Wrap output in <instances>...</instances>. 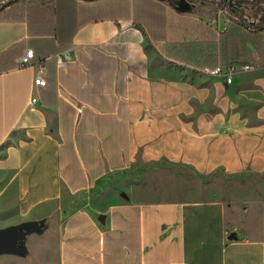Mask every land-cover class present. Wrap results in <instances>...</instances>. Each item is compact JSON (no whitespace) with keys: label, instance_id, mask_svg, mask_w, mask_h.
Returning a JSON list of instances; mask_svg holds the SVG:
<instances>
[{"label":"crops","instance_id":"obj_1","mask_svg":"<svg viewBox=\"0 0 264 264\" xmlns=\"http://www.w3.org/2000/svg\"><path fill=\"white\" fill-rule=\"evenodd\" d=\"M54 1L0 20V228H31L0 264H264L211 195L264 183V43L228 84L200 71L233 21L212 0Z\"/></svg>","mask_w":264,"mask_h":264},{"label":"trees","instance_id":"obj_2","mask_svg":"<svg viewBox=\"0 0 264 264\" xmlns=\"http://www.w3.org/2000/svg\"><path fill=\"white\" fill-rule=\"evenodd\" d=\"M191 3H190V2ZM186 6H178L179 10L193 11L192 3L198 0H189ZM219 7L225 9L232 18L227 28L220 32L218 50L219 62L213 66L258 65L261 63L264 43V0H212ZM54 0H0V20H22L27 17L28 10L36 4H47ZM234 15L236 17H234ZM249 44L259 52L256 59L250 50Z\"/></svg>","mask_w":264,"mask_h":264},{"label":"rangeland","instance_id":"obj_3","mask_svg":"<svg viewBox=\"0 0 264 264\" xmlns=\"http://www.w3.org/2000/svg\"><path fill=\"white\" fill-rule=\"evenodd\" d=\"M188 179L193 185L194 178L189 177ZM262 180L252 175L246 176L244 182L241 180L239 182L231 181L226 176H220L216 183L219 187L218 192L211 195L225 197L229 200L235 198L238 208L232 216L237 232L244 238L264 241V192H260L261 186H264Z\"/></svg>","mask_w":264,"mask_h":264},{"label":"built area","instance_id":"obj_4","mask_svg":"<svg viewBox=\"0 0 264 264\" xmlns=\"http://www.w3.org/2000/svg\"><path fill=\"white\" fill-rule=\"evenodd\" d=\"M34 58V50L30 49L27 50L26 54L21 56L19 58V66H25L32 63V59ZM252 66L250 65H237V64H231L227 66H217V67H204L201 68L200 71L205 74H209L212 76H222L228 84H231L233 82V76L236 72L241 70H248L251 69ZM46 66L44 64L40 67V72L37 74L35 78V83L39 85H45L46 80L43 77L42 73L45 71ZM33 102H36L37 99L33 98Z\"/></svg>","mask_w":264,"mask_h":264},{"label":"water","instance_id":"obj_5","mask_svg":"<svg viewBox=\"0 0 264 264\" xmlns=\"http://www.w3.org/2000/svg\"><path fill=\"white\" fill-rule=\"evenodd\" d=\"M93 1V0H86ZM170 2L173 6L178 7L183 4L186 6L187 0H165ZM31 231L29 224L12 225L4 228H0V253H19L21 246L19 240L27 233Z\"/></svg>","mask_w":264,"mask_h":264}]
</instances>
